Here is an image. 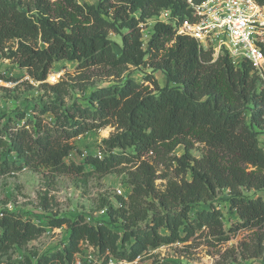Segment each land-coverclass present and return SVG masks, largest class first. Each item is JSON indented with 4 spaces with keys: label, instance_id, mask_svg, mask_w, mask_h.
Segmentation results:
<instances>
[{
    "label": "trees",
    "instance_id": "1",
    "mask_svg": "<svg viewBox=\"0 0 264 264\" xmlns=\"http://www.w3.org/2000/svg\"><path fill=\"white\" fill-rule=\"evenodd\" d=\"M192 1L197 5L205 0ZM164 11L180 21L192 14L188 0H100L98 5L0 0V55L55 95L41 109L55 117L54 123L24 121L22 116V125L13 119L3 124L6 117L0 116V177L30 167L56 176L125 174L130 185L127 199L118 196L122 208H109L122 234L90 224L83 216L41 225L4 210L0 254L37 240L46 226L67 225L68 238L62 250L36 264H73L86 246L105 260L132 263L162 246L206 234L223 244L232 232L264 230V198L243 193L264 190V148L254 130L264 128V91L250 63L236 66L227 54L214 60L213 51L177 35L172 25L155 22L145 49L141 24ZM111 33L122 39L119 55ZM63 61L77 62L82 74L92 68L118 72L149 65L164 72L167 85L161 87L150 75L142 83L129 78L121 86L93 91L90 106L75 103L63 110L68 83H46L53 65ZM108 126L116 132L102 143L103 159L90 155L82 164L66 161L74 150L73 139ZM197 145L203 148L199 158L192 153ZM178 148L184 150L180 156ZM12 153L16 161L9 158ZM159 179L167 180L164 190L157 187ZM225 189L230 191V209L240 217L229 230L219 209L191 215L197 205L213 201Z\"/></svg>",
    "mask_w": 264,
    "mask_h": 264
},
{
    "label": "rangeland",
    "instance_id": "2",
    "mask_svg": "<svg viewBox=\"0 0 264 264\" xmlns=\"http://www.w3.org/2000/svg\"><path fill=\"white\" fill-rule=\"evenodd\" d=\"M100 0H80L98 5ZM155 25L154 18L147 24H141L144 48L152 35ZM114 52L121 53L122 39L115 33L110 34ZM12 43H10L11 45ZM43 48L44 45H41ZM77 62L63 61L56 63L46 80L49 85L60 82L68 83L69 92L65 96L61 108L72 107L75 103L90 106L89 97L97 89L121 86L129 78L142 83L146 75L153 76L161 87L167 85V78L162 71H154L149 65L140 67L129 66L118 72L108 69L92 68L84 74L77 71ZM0 77L8 83L0 87V116H5L3 124L9 119L23 124L22 116L42 124L55 122L51 113L43 114L41 109L47 103L55 101L54 93L40 82L30 77L27 70L21 69L14 61L0 55ZM83 77V78H81ZM53 78V79H52ZM9 79V80H7ZM9 81V82H7ZM149 85V83H146ZM152 89V86H150ZM249 123V119L247 118ZM258 133L259 144L264 148V128L254 129ZM116 132L108 126L101 130H93L73 139L74 150L72 157L66 159L68 163L82 164L88 156H93L102 149V143ZM102 151V150H101ZM202 146L192 152L197 158L201 157ZM184 153L178 148L177 155ZM85 154L86 158L82 157ZM6 155V151L4 152ZM9 158L16 161L12 153ZM162 169V168H161ZM91 167L86 166L89 172ZM167 180L159 179L156 184L161 190L165 189ZM130 185L127 175L111 174L100 176H56L46 169L32 170L23 167L13 174L0 177V213L4 210L18 213L23 217L48 225L51 219L66 218L74 220L83 216L93 225H106L115 232L123 233V227L118 222L114 224L110 217L109 208L119 207L117 189L129 193ZM246 197L264 198V190H243ZM230 191H218L213 201L201 203L191 212L196 217L198 211L219 209L223 215L225 229L229 230L239 219V215L230 209ZM160 212V211H158ZM157 212H150L154 215ZM142 223L141 226H144ZM46 233L24 247L15 246L9 252L0 254V264H36L42 257L62 250L68 238V227L51 228L46 226ZM117 264H156L157 262H171L173 264H264V230H239L230 233V240L219 244L214 237L203 235L188 243H176L162 246L135 262H119Z\"/></svg>",
    "mask_w": 264,
    "mask_h": 264
},
{
    "label": "built area",
    "instance_id": "3",
    "mask_svg": "<svg viewBox=\"0 0 264 264\" xmlns=\"http://www.w3.org/2000/svg\"><path fill=\"white\" fill-rule=\"evenodd\" d=\"M188 4L192 8L189 19L180 21L170 11H164L154 17V21L174 26L177 35L190 37L203 49L213 51L214 60L227 54L236 66L250 63L260 90L264 91V3L260 0H205L196 5L188 0ZM4 82L0 77V87L8 85ZM93 156L103 159L104 153L100 150ZM71 157L72 154L68 156ZM116 192L127 199L128 194L123 189ZM116 261L112 257L105 260L94 248L86 246L73 264H117Z\"/></svg>",
    "mask_w": 264,
    "mask_h": 264
},
{
    "label": "bare ground",
    "instance_id": "4",
    "mask_svg": "<svg viewBox=\"0 0 264 264\" xmlns=\"http://www.w3.org/2000/svg\"><path fill=\"white\" fill-rule=\"evenodd\" d=\"M53 79V78H52Z\"/></svg>",
    "mask_w": 264,
    "mask_h": 264
}]
</instances>
